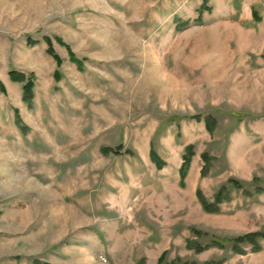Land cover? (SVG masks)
I'll use <instances>...</instances> for the list:
<instances>
[{
	"label": "rangeland",
	"instance_id": "obj_1",
	"mask_svg": "<svg viewBox=\"0 0 264 264\" xmlns=\"http://www.w3.org/2000/svg\"><path fill=\"white\" fill-rule=\"evenodd\" d=\"M0 84V264H264V0H0Z\"/></svg>",
	"mask_w": 264,
	"mask_h": 264
},
{
	"label": "trees",
	"instance_id": "obj_2",
	"mask_svg": "<svg viewBox=\"0 0 264 264\" xmlns=\"http://www.w3.org/2000/svg\"><path fill=\"white\" fill-rule=\"evenodd\" d=\"M55 39H56V41L59 44L63 45L66 48L67 53H68V57H69V61L71 63H74L78 68H82L83 67V63H82L83 60L82 59H78L75 56V54L71 51L70 47L65 42H63L60 38L56 37ZM45 41L47 43L46 52L49 55L52 56V58L56 62V65L59 67L61 62H62L61 58L54 52L52 44H51V40L48 39V38H45ZM28 42L34 43V41H31V40H28ZM8 75H9V78L12 81L22 84V100L24 102H26L28 105L31 104L32 98H33V86H34V80H33L32 76L29 75V74H25L23 72L17 71V70H10L8 72ZM54 76L56 78H58V79L60 77V75H59V73L57 71L54 72ZM0 88L4 89V86L2 84H0ZM16 122L18 124H21V120L19 119L18 116H16ZM102 150L104 152H108V151H110L112 149L109 148V147H103ZM191 153H192V146H188L187 147L188 156H191ZM222 191H223V189L218 191V194L216 195L215 203H217V201H220L221 199H223L224 196H220L222 194L221 193ZM201 202H202V204H203V206H204V208L206 210H208V211H214L215 210V206L214 205H212V204H204L203 200H201ZM258 235L264 237V233L263 234H259L258 232H255V233H251V234H245V235L241 236L239 239H242V240H247L248 239V240H250L252 242L253 249H259L260 246H258V244H256V239H255V237L258 236ZM40 264H47V263H40ZM185 264H187V263H185Z\"/></svg>",
	"mask_w": 264,
	"mask_h": 264
},
{
	"label": "crops",
	"instance_id": "obj_3",
	"mask_svg": "<svg viewBox=\"0 0 264 264\" xmlns=\"http://www.w3.org/2000/svg\"><path fill=\"white\" fill-rule=\"evenodd\" d=\"M142 263V262H141ZM136 264H139V262H137Z\"/></svg>",
	"mask_w": 264,
	"mask_h": 264
}]
</instances>
